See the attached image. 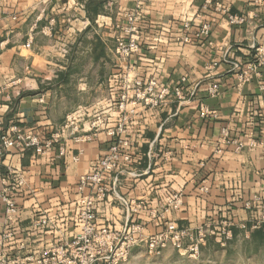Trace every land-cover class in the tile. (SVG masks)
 <instances>
[{
	"label": "crops",
	"instance_id": "1",
	"mask_svg": "<svg viewBox=\"0 0 264 264\" xmlns=\"http://www.w3.org/2000/svg\"><path fill=\"white\" fill-rule=\"evenodd\" d=\"M217 1L245 23L231 25L204 0H148L134 72L194 96L187 104L170 99L156 110L138 109L123 136L132 163L107 177L110 191L96 202L97 230L138 223L145 235H156L164 224L153 212L182 192L184 206L168 220L191 229L229 220L240 237L246 235L240 226H249L253 216L246 205L254 204L256 214L264 205V64L246 83L238 79L264 44V0ZM135 6L136 0H0V136L15 126L45 141L70 114L81 117L82 134L104 117L93 141L78 145L65 136L46 154L3 151L0 195L6 190L18 210L10 220L0 199V250L11 259L38 264L40 254L72 244L81 231V200L91 192H79V179L117 142L108 133L117 123L124 68L116 37ZM203 22L212 33L201 41L193 35ZM212 84L220 87L217 98L208 95ZM202 104L216 116L201 118ZM236 141L244 144L241 151ZM16 172L24 174L22 188Z\"/></svg>",
	"mask_w": 264,
	"mask_h": 264
},
{
	"label": "built area",
	"instance_id": "2",
	"mask_svg": "<svg viewBox=\"0 0 264 264\" xmlns=\"http://www.w3.org/2000/svg\"><path fill=\"white\" fill-rule=\"evenodd\" d=\"M205 8L215 7L217 11H223L228 15L231 25H242L245 18L234 16L223 10L217 0H204ZM148 0H136L135 8L125 14V22L121 29L120 35L116 37L115 53L119 60L123 63L124 68L119 82L120 95L116 104L118 117L116 127L109 131V135L117 138L109 149L108 154L100 159L93 167L79 179L78 190L81 194L90 191L91 195L83 197L81 200L83 206L80 213L81 231L76 236L75 241L69 245H60L51 250H46L40 254L37 260L38 264H118L128 258L131 249L142 243L146 244L150 253L161 255L162 251L167 247H172L178 251H185L190 256L199 253V249L203 243L209 238L225 239L227 241L234 238V224L232 221L223 220L218 225L203 224L196 229L180 228L175 222L167 219V215L173 211H179L184 206L183 194L178 192L168 196L160 206V212H153L154 216L161 220L164 224L163 230L152 236L145 235V226L138 223H130L122 231H113L103 229L97 230V211L96 202L103 200L109 193V187L106 185V179L113 172H116L122 163H132V157L127 153L128 142L123 139L130 128L135 116L139 115L138 109L156 110L165 106L170 99H175L179 104H187L190 102L194 93H186L182 88H170L165 83L154 77L143 78L134 72V59L140 53V40L142 24L145 21V7ZM191 24L185 25L186 30H190ZM212 33V26L207 22L201 23L198 30L195 31L193 37L197 40H207ZM184 42H189L188 37L184 38ZM256 63L249 66L246 70L239 74L240 84L246 83L250 74L254 72L258 66L264 64V44L256 49ZM237 69H240L236 66ZM221 94L220 87L212 84L208 87V95L211 98H217ZM130 108V109H129ZM200 117L206 119L210 116L215 117V113L202 104L200 105ZM80 116L70 114L66 117L65 123L60 131L55 133L51 139L42 141L36 134L31 132H23L17 127L0 136V157L4 150L11 149H33L37 154H46L55 144L61 143L65 136L70 137L76 144H84L93 141L98 137L99 130L104 124V117L98 116L91 124L90 130L83 132L80 127ZM2 121L0 120V131ZM222 138L224 142H229V132L223 130ZM237 151L244 148L242 142H235ZM255 146V144H252ZM60 154H66V147L60 148ZM82 150H79L78 156L73 158L74 162L79 161ZM15 182L17 187L22 188L25 185V177L23 173L16 172ZM208 192L206 187L201 189ZM7 191L1 193L2 199L8 209L9 219L12 220L18 213L17 204L14 199L6 196ZM259 201L258 198L255 199ZM126 208L131 212H136L131 204L123 202ZM254 204L249 203L246 208L252 212V220L249 226L242 225L240 229L249 235V229L257 230L264 225V205H258V213H253ZM190 245L185 248V244ZM112 259V263L109 260ZM6 254L0 251V264H6ZM8 264H25V260H17L7 262Z\"/></svg>",
	"mask_w": 264,
	"mask_h": 264
},
{
	"label": "rangeland",
	"instance_id": "3",
	"mask_svg": "<svg viewBox=\"0 0 264 264\" xmlns=\"http://www.w3.org/2000/svg\"><path fill=\"white\" fill-rule=\"evenodd\" d=\"M189 245L186 243L185 248ZM18 258L11 259L6 254L7 262ZM109 262L112 263V259ZM118 264H264V242L257 238L252 240L245 234L230 241L211 237L201 245L195 256L172 247L164 249L161 255H155L142 243L134 246L128 258Z\"/></svg>",
	"mask_w": 264,
	"mask_h": 264
},
{
	"label": "trees",
	"instance_id": "4",
	"mask_svg": "<svg viewBox=\"0 0 264 264\" xmlns=\"http://www.w3.org/2000/svg\"><path fill=\"white\" fill-rule=\"evenodd\" d=\"M237 231H234V239L236 237ZM249 237H251L252 240H255L256 238L264 242V225L257 230H251L249 229Z\"/></svg>",
	"mask_w": 264,
	"mask_h": 264
}]
</instances>
